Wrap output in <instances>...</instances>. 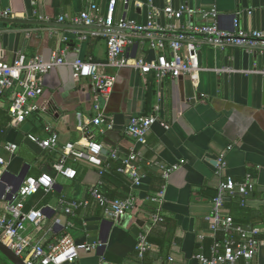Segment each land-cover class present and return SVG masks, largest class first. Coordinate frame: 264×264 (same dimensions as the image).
I'll list each match as a JSON object with an SVG mask.
<instances>
[{"label":"crops","instance_id":"obj_1","mask_svg":"<svg viewBox=\"0 0 264 264\" xmlns=\"http://www.w3.org/2000/svg\"><path fill=\"white\" fill-rule=\"evenodd\" d=\"M92 1L102 14L106 13L108 0H0V11L9 9L13 13V17L1 19L28 21L0 20V61L11 62L22 51L28 57L42 55L44 59L63 54L66 62L43 77L38 103L44 109L28 116L19 126L10 124L9 93L0 97V158L4 161L0 164V217H9L2 198L4 184H16L21 171L25 170L27 176L46 173L54 179L51 191H39L24 200L25 210L42 209L45 213L41 226L25 223L20 230V236L29 243L25 252L35 243L45 245L66 232L77 243H102L90 251L81 250L80 264H197L195 255L202 244L199 234L206 237L205 251L211 242L210 223L205 217L223 178L215 168L221 154L226 161V175L241 180L250 173L255 181V189L244 206H240L238 198H232L226 208L237 224L258 227L264 235V227L258 226L264 225V76L245 72L262 68L264 55L235 46L215 49L203 35H197L194 39L200 44L199 62L203 68L198 81L192 82L187 77L158 80L153 74L141 75L129 67L104 65L103 71L115 76V83L108 96H103L94 90L89 79H75L70 67L75 59H91L100 64L107 61L105 38L80 40L81 31L91 28L71 21L87 10ZM135 1L140 5L118 3L115 18L145 24L151 7L188 3L195 8H215L218 27L223 30L233 29L234 17L245 30H264V0ZM200 22V18L184 17L178 25L184 27L186 36H191L188 25ZM167 24L168 20L161 15L154 30L166 41L177 33L165 30ZM160 52L149 47L143 33H135L133 43L125 48L122 57L153 59ZM164 53L171 56L168 50ZM228 64L235 72L213 70ZM99 114L107 122L95 125L93 119ZM141 114H154L169 125L166 129L159 123L153 124L143 145L135 143L126 132L129 117ZM51 132H56L59 138L52 149H42L27 137L32 134L45 138ZM88 138L100 143L106 151L117 148L120 161L130 152L137 153L143 175L140 185L132 187L127 176L119 172L127 188L110 175L103 182L101 170L106 154L101 167L68 157L66 165L76 170L75 177L58 175L53 165L62 157L63 146L73 142L82 147ZM9 143L16 145L13 151L6 148ZM180 161H183L180 167L166 180L155 164L172 165ZM93 187H101L113 199L132 194L134 209L113 217L90 197ZM162 187L164 220L150 229L147 239L166 232L169 241L163 245L149 241L153 247L139 258L138 234L147 230L150 214L158 207L150 197ZM74 200L89 203L65 213L66 204ZM250 264H264V246Z\"/></svg>","mask_w":264,"mask_h":264},{"label":"built area","instance_id":"obj_2","mask_svg":"<svg viewBox=\"0 0 264 264\" xmlns=\"http://www.w3.org/2000/svg\"><path fill=\"white\" fill-rule=\"evenodd\" d=\"M135 0H108L107 10L102 14L96 2H91L87 10L80 12L71 21L91 29L81 31L80 40L90 37L102 36L106 40L107 61L100 64L91 59H75L70 62L73 77L75 79H89L95 91L103 96H108L111 92L115 76L107 75L103 71V66L129 67L141 75L153 74L156 79L164 78L179 79L187 77L192 82L198 81L203 68L199 62L200 44L195 41L194 36H186L184 27H179L178 21L184 17L188 19L200 18L202 22L188 25L189 32L200 34L205 37L207 44L215 49H223L227 46L241 47L248 51H256L264 55V30H245L239 27L237 17L233 19V29L223 30L217 24V11L215 8L201 9L183 3L178 7L166 5L163 8L151 7L147 21L140 24L134 19L125 17L115 18V8L118 3L128 6ZM250 13V12H249ZM163 15L168 20L165 30L177 32L175 36L166 41L163 36L154 33L157 29L156 19ZM13 17L9 9L0 11L1 18ZM63 17L60 18V21ZM163 29V30H164ZM135 33H143L151 49L161 52L153 59L142 57L126 60L122 57L125 48L134 41ZM168 50L170 57L165 55ZM66 63L63 54L44 59L42 55L32 57L26 56L19 51L15 59L11 62L0 61V97L9 93L10 124L19 126L26 118L37 113L44 108L38 103V98L43 92V77L51 69ZM216 73H232L235 69L230 65L213 69ZM245 72H259L264 76V65L260 69H253ZM158 110V106L154 107ZM107 122L106 117L99 114L93 119L95 125ZM159 123L164 128L169 125L160 120L156 115H134L127 124L126 132L135 143L143 145L147 141V134L151 126ZM108 128L112 127L108 123ZM28 139L42 149H52L58 145V134L51 132L45 138H39L28 134ZM9 151H13L16 145L9 143L6 145ZM103 146L92 138L86 139L82 147L78 143L68 142L63 146V155L53 168L55 172L65 178L73 179L76 170L66 165V158L84 159L92 165L101 167L103 157L107 159H118L117 148H112L103 154ZM183 161L172 165H164L159 162L155 164L160 169V174L164 180L178 169ZM121 166L117 172L127 176L132 187L140 185L143 175L140 173V157L135 152L121 159ZM0 164H4L0 158ZM216 172L223 176L216 187V194L211 199V211L205 217L209 221V231L211 232V242L207 250H204L206 237L199 234L198 238L202 243L199 252L195 255L197 264H250L257 256L260 247L264 246V235L261 229L251 225H239L235 223L233 216L226 208L229 199L238 198L240 206L245 205V200L255 189L254 177L247 173L241 180H236L225 174L226 161L221 154L216 159ZM54 188V179L46 173L39 176H27L16 192L10 193L11 187H5L2 198L5 199V213L9 215L0 217V240L8 246L17 256L21 257L25 264H80L78 262L79 252L90 251L102 243H77L71 236L63 234L54 241L45 245L35 243L30 246V250L25 252L29 246L28 241L20 236V230L25 223H30L35 227L41 226L45 219L42 209H24V200L30 195L39 191H51ZM164 195V187L150 197V200L158 203V207L150 214V223L147 230L140 232L137 238L136 250L139 258L153 247L147 236L150 229L162 222L161 204ZM90 197L101 207L108 211L113 217H118L134 209L135 199L130 194L125 198L109 199L105 197L96 187L90 189ZM88 200H74L68 202L64 207L65 213H72L74 209L88 205Z\"/></svg>","mask_w":264,"mask_h":264},{"label":"trees","instance_id":"obj_3","mask_svg":"<svg viewBox=\"0 0 264 264\" xmlns=\"http://www.w3.org/2000/svg\"><path fill=\"white\" fill-rule=\"evenodd\" d=\"M104 168L101 170V177L104 182V177L106 175H110L112 177H115L119 179L124 187L127 188V182L124 180L123 176H121L119 173H117V168L121 166V161L118 159H107L105 162ZM39 176V175H37ZM35 176V177H37ZM98 190L107 198L113 199L115 198L113 195H110L109 193H104L101 189V187L98 188ZM107 195V196H106ZM230 202H227V204ZM226 204V206H227ZM229 205V204H228ZM236 223V222H235ZM166 232H163L162 234H153L149 236V241L153 243H158L160 245H163L165 242L169 241V239H166ZM0 264H12L2 253H0Z\"/></svg>","mask_w":264,"mask_h":264},{"label":"water","instance_id":"obj_4","mask_svg":"<svg viewBox=\"0 0 264 264\" xmlns=\"http://www.w3.org/2000/svg\"><path fill=\"white\" fill-rule=\"evenodd\" d=\"M2 21H8V22H19V23H27L28 21L24 20H18V19H0ZM192 36H197L200 34H190ZM131 117H129L130 119ZM106 153V150L103 149V154ZM27 177V172L21 171L20 175L17 177V183L16 184H4L3 190L5 187L10 186L11 190L8 195H11L12 193L16 192L19 186L21 185L22 181ZM261 228L264 227V225H258ZM0 253H2L12 264H25L23 259L19 256H17L8 246H6L1 240H0Z\"/></svg>","mask_w":264,"mask_h":264}]
</instances>
